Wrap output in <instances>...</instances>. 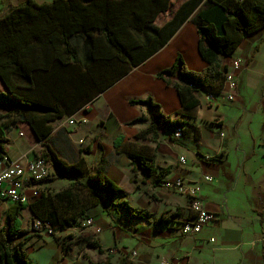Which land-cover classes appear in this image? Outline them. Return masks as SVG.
Returning a JSON list of instances; mask_svg holds the SVG:
<instances>
[{"label":"crops","instance_id":"0c3cea01","mask_svg":"<svg viewBox=\"0 0 264 264\" xmlns=\"http://www.w3.org/2000/svg\"><path fill=\"white\" fill-rule=\"evenodd\" d=\"M205 1L170 0L168 11L154 22L164 44L130 49L128 63L100 61L103 71L97 86L87 81L73 88L71 71L60 66L38 74V81L25 94L33 91V98L64 110L61 118L48 122L51 130L41 140L27 123L10 124L18 112L0 103V128L7 125L2 129L3 151L11 158L41 156L44 143L67 164L83 157L90 174L99 170L122 190L108 199L82 186L90 185L87 177L59 175L48 163L49 176L39 184L40 197L20 211L19 219L24 230L29 220L49 219L55 233H34L30 224L32 233L22 234L28 237L22 246L27 264H103L107 259L119 264L123 258L130 264H264V26L247 34L231 54L242 61L234 71L237 91L231 101L223 99L222 85L212 102L195 95L198 105L183 116L175 88L157 77L177 54L190 71L206 67L193 22ZM25 2L0 0V16ZM221 61L229 63L226 56ZM77 67L88 78V70ZM0 91H6L1 79ZM73 91L79 98L69 104L66 98H72ZM146 96L165 115L185 122L180 139L172 138L173 128L159 129L154 139L149 134L140 136L150 125V111L146 105H130L129 99ZM72 117L75 123L69 125ZM19 138L26 140L19 144V151H13ZM133 155L142 156L153 171L145 175L130 158ZM205 175L212 179L203 180ZM177 176L199 183L202 206L214 215L194 236H184L179 230L180 223L194 214L189 199L162 185ZM69 186L68 196H57ZM123 202L141 217L130 218L121 207ZM11 205L0 203V216ZM80 212L85 219H93L94 225L83 226L85 219L78 217L73 225L55 230L59 220ZM173 213L168 221L158 222L161 215ZM95 226L100 228L98 233ZM65 236H70L66 253L60 242ZM111 248L114 252H109Z\"/></svg>","mask_w":264,"mask_h":264},{"label":"trees","instance_id":"16d2710c","mask_svg":"<svg viewBox=\"0 0 264 264\" xmlns=\"http://www.w3.org/2000/svg\"><path fill=\"white\" fill-rule=\"evenodd\" d=\"M169 7L170 0H52L41 4L26 0L23 4L10 7L0 16V79L6 88V91H0V103L18 112L17 118L10 124L25 122L38 140L43 139L51 130L48 122L61 118L64 110L56 104L33 98V91H29V95L25 94L38 81L37 75L60 66L71 71L73 88L87 81L99 85L103 71L100 61L114 59L128 63L130 49L149 46L153 42H157L158 46L164 44L165 41L160 40L161 29L154 22ZM193 22L199 36L198 52L206 67L199 72L190 71L182 56L177 54L171 66L157 73V77L166 85L175 88L183 116L188 115L199 103L189 84L213 93H218L222 88L225 67L221 57L231 56L247 34L264 26V0H206L204 7L195 14ZM77 66H84L88 70V78L83 76ZM78 98V92L73 91V97L66 99L70 104ZM129 104L146 105L150 111V125L140 133L141 137L149 134L154 139L159 129H174L185 124L181 119H171L165 115L161 106L150 96L129 99ZM4 127L7 125L1 124L0 153L4 152L3 144L6 141L2 130ZM42 145L41 156L59 175L85 176L90 185L82 186L90 192L100 191L108 199L122 193L99 170L90 174L83 157L75 164H67L57 158L48 145ZM115 147L119 146L115 143ZM131 157L145 175L153 171L142 156ZM71 189L72 186H69L57 196H68ZM25 207L24 204H13L3 215L0 225V264H27L22 246L28 237L25 236L21 244L13 246L14 238L26 232L19 219L20 211ZM121 207L130 218L141 217L133 214L127 203H121ZM174 215H161L158 222L168 221ZM78 217L86 218L83 212L62 218L59 228L73 225ZM39 220L48 221L53 226V221L49 219ZM64 238L61 247L66 253V239L70 236ZM85 243L98 246L90 240ZM103 264L111 263L107 259ZM119 264L130 263L123 258Z\"/></svg>","mask_w":264,"mask_h":264},{"label":"built area","instance_id":"2783aa9c","mask_svg":"<svg viewBox=\"0 0 264 264\" xmlns=\"http://www.w3.org/2000/svg\"><path fill=\"white\" fill-rule=\"evenodd\" d=\"M229 61L224 65L222 74L223 81V99L231 101L234 99L237 91V77L234 71H237L242 66V61L239 57L232 55L226 57ZM189 87L194 91L196 96H199L206 102H212L216 99V94L211 91L202 89L201 87L189 84ZM81 122H86L81 119ZM69 125L75 123L74 117L68 121ZM22 135V133H19ZM222 135V134H220ZM182 137L181 127L173 129L172 138L174 140ZM209 159V156H205ZM179 161L184 163V159L180 158ZM49 176L48 162L42 157H34L28 159L21 157L17 159L11 158L8 154L0 153V203L10 202L11 204H24L29 205L34 200L40 197L39 184ZM212 178L209 175L203 176V180L210 181ZM162 185L178 194L184 195L189 199V208L194 212L193 216L180 223L179 230L182 235L194 236L197 235L202 227L209 221L214 219V215L205 210L201 203L200 198V185L198 182L191 183L181 176H177L170 180H164ZM94 225L91 218L83 221V226ZM31 229L34 233L45 234L53 236L55 231L53 226L48 221L34 219L31 222ZM100 228L95 226L94 232L98 233ZM109 252H114L111 248ZM163 264H171L164 261Z\"/></svg>","mask_w":264,"mask_h":264},{"label":"rangeland","instance_id":"374dc122","mask_svg":"<svg viewBox=\"0 0 264 264\" xmlns=\"http://www.w3.org/2000/svg\"><path fill=\"white\" fill-rule=\"evenodd\" d=\"M18 128L20 127V125L18 124V125H16ZM19 131H23V129L20 127L19 128ZM18 131V132H19ZM28 139V138H27ZM19 140V143H16L17 144V146L15 147V149H13V151H19V144L20 143H22L23 144V140H26V139H22V138H19L18 139ZM34 156H38V155H34ZM2 217L3 216H0V225H2V223H3V219H2ZM32 221V220H31ZM30 224H31V222H30V220L27 222V225L25 226V223H24V227H25V229L26 230H28L29 232H31V230H30ZM59 228V226H58V224L56 225V227H55V230L56 229H58ZM32 233V232H31ZM23 236H25V235H23ZM22 235H20V236H17L16 238H14V240H13V246H17V245H19V244H21V242H23V237ZM61 237H59V239H60ZM60 242H62V239H61V241Z\"/></svg>","mask_w":264,"mask_h":264}]
</instances>
